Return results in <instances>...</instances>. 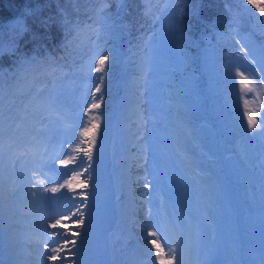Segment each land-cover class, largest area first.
I'll list each match as a JSON object with an SVG mask.
<instances>
[{"label":"rangeland","instance_id":"374dc122","mask_svg":"<svg viewBox=\"0 0 264 264\" xmlns=\"http://www.w3.org/2000/svg\"><path fill=\"white\" fill-rule=\"evenodd\" d=\"M152 0H142V2H139V4L142 6L143 10H148L145 14H143V20L146 21L148 18V28L153 29L154 23V15L155 13L158 14L161 12V8L158 7H150V3ZM181 0H159L157 4H162V7L167 6V9L164 11V14H166L163 18L162 22V32L164 34V29L167 28L166 33L163 36H157L153 38V40L148 44L146 47V51L143 54V64L142 66H147L150 73L147 77V86L146 91L143 92V100L140 99V101H137L134 97H131L128 95L125 99V103L131 105V108L136 109L137 112L140 114L144 112L146 117L149 119L148 111H149V101H147V98H151L155 92L156 89L163 88L164 90L169 91L170 89H174L172 87H178V91L180 92V100L182 102V99L184 102H186L185 105H191V110L196 111H189L194 114H199L203 116L206 112H209L210 109L207 107H204L202 109H199L197 101V95L193 92L194 87L187 88L183 85H180V81L176 79L175 72L168 68L167 70H164V64L165 61L167 62V58L169 54H174L177 52V42L176 39L173 37V33H169V28L171 27L173 21L172 19L175 17V15H178L177 11L180 7ZM172 5L170 6V4ZM150 7V9H149ZM138 16V15H137ZM137 18H134V22H136ZM156 20V18H155ZM171 20V21H170ZM16 22H18L16 20ZM153 23V24H152ZM170 23V25H169ZM24 25V21H21L20 25ZM76 26V25H75ZM129 26V25H128ZM128 26L124 29V33L127 34L128 32ZM175 24H174V30H175ZM105 30V29H104ZM155 30H161V27H157ZM112 32V31H111ZM110 32V34H111ZM109 35H105L104 37L111 38ZM13 36V35H12ZM144 41V40H143ZM5 45H8L9 43L13 41H6L3 40ZM16 48L18 47L17 40L14 41ZM17 42V43H16ZM174 42L173 45H169V43ZM142 44V40L140 41ZM92 44V43H91ZM90 47V48H89ZM94 49L92 46H87L83 50V54L81 55L83 57L82 62L80 65L84 64L89 57L91 56ZM235 46L233 48V52L231 53L232 56L230 58L232 59L231 63L234 65H239L236 63V59L234 57L235 55ZM131 51L129 48L125 50V53L123 52V55L129 54ZM10 52H4V54ZM108 53V54H107ZM219 53V52H218ZM3 54V55H4ZM103 54L108 55V61H112V53L107 52L105 49V52ZM2 56V55H0ZM154 60V61H153ZM204 61L209 64H214L216 61V57L213 52L208 53L206 51ZM229 62L228 60H226ZM106 62V63H107ZM95 66H98V61L94 62ZM106 68V65H105ZM50 69V68H49ZM202 70V69H201ZM46 71V69H45ZM51 72V69L49 70ZM47 72V74H49ZM248 73V72H247ZM51 74V73H50ZM100 73L92 72L91 76H99ZM238 76V75H237ZM79 77V78H78ZM130 79H133L134 77L129 75ZM78 78V81L75 82L74 79H71L69 77H64L63 79L59 80L57 77H53L49 83L42 82L38 84V87L46 86L47 90L55 89L63 94V98L65 100V108H66V118L70 121H73L75 124L80 125H99V127H96L93 129L92 134L85 135L84 134V128L81 127L75 132L69 130L67 132H64L59 129V123L55 122V118L53 117L54 123H53V129L54 132V139L57 145L63 146L62 151L60 152V156L58 159H64L68 161L67 165H61L59 163H56L53 165V169L51 171H48L46 176H41V179H44L45 184L44 187L48 188H57L58 191L55 193L52 192H44L40 189H33V191L38 192L37 197H31L27 195H22L21 198L15 199L12 201H6L5 209H4V219H3V227L0 228V259L4 256V252L6 248L13 246L15 247V260L20 259L23 261V264H41L39 258H38V252L36 249L32 246H35L36 242L35 237H32L33 233L43 235V239L49 238L46 235V232H52V228L50 227V224L54 221L56 218H60L59 213L61 211L63 212L64 209L68 208V210L75 211V205L77 204L76 196L78 199L81 200L83 203H88L92 209V220H91V228L89 231L88 236V244L90 250H93L95 260L92 264H101V255L104 253L106 248H110L107 245L114 244L113 246V252L110 257V260H115L118 255H127L132 256V260L129 261L128 264H158V261H154L150 253L155 252V250H151V248L146 244L149 243V241L156 239L157 243L161 245V247L165 250V253H167V245L165 243V237H167L168 240L173 241V246H175L176 242L182 243L184 245V255H185V264H191L192 262L196 261V254H195V248L196 246H193V234L189 231L190 236L188 238L187 234V223H180V227H174L173 221H175L174 217H171L173 213H175V209H182L183 213H186V216L190 218L192 215L198 216L201 220V225L198 224V226L212 228L214 227L213 222H209L210 215L207 214L205 211V204L202 206H199V204H193V202L188 198H182L181 194H186L191 190L192 187H196V184H194L195 181H200L199 177H195L194 179H191L190 174H193L194 171L188 166L186 163L181 162V159L178 157H175L173 155L165 153L162 147V137L164 135V131L160 132V137L157 136L155 133L151 135L155 130H161V126H163L167 122V116L163 117V120L160 122L161 125L153 126L148 124L149 121L145 123L138 124L136 122L133 127L129 129V131H125V120L122 118H116L114 115L113 120L112 117H110V112H108V118H103L100 116V118H96L95 109H92L91 112L88 111L90 108V102L83 103L81 101V94L84 91V79L82 76L77 75L75 79ZM253 78L252 76L247 74L246 81H251ZM190 83L197 84L198 81L191 75L189 79ZM128 81V80H127ZM203 82V81H202ZM260 84V83H259ZM99 85L95 84L94 81L89 82V88L87 89L89 92H95V87ZM143 88V84H141ZM191 90L189 94L187 93L188 90ZM250 90L257 91V95L259 92L261 93V96L264 97V85L260 84V87L256 84L252 83V86L250 87ZM140 93V91H139ZM97 97H99V93H96ZM149 98V100H150ZM183 104V103H182ZM251 104V103H250ZM180 105V104H178ZM254 106L255 104H251ZM118 106V105H117ZM146 106V109H145ZM255 107V106H254ZM73 108L77 109L78 117H74V115L70 114L69 112H73ZM169 106H167L163 111H168ZM112 110V109H111ZM172 112L173 110H169ZM257 111V110H256ZM255 111V112H256ZM248 112H250V115H253L254 109H248ZM165 115V112H163ZM114 114H118L116 110H114ZM166 114H168L166 112ZM255 116H252L251 118L254 120ZM248 116H245L244 119L241 121V125L245 127ZM90 122V123H89ZM109 125V130L107 134V138L104 141V148H103V155L99 162H102V165H99V162H96L94 160L93 162V169H89L88 172H73L71 175H67L70 169L76 168L79 169L81 166V163L85 161L88 156H92L93 158L96 156L97 151L100 148V143L102 139V133L104 130L105 125ZM246 128V127H245ZM227 131V130H226ZM250 131V129H249ZM213 134L215 133L212 131ZM228 132V131H227ZM30 133H31V117L28 118V121L23 123L18 131L14 133L13 140H14V148L12 153H9L7 150L5 152L4 157V171H5V182L6 187L8 186V176H9V165L14 160L16 163V173L13 175L12 179L16 180V184L13 185L15 188H19L20 192L26 193L27 192V183L25 180V176L27 175V171L29 168L33 166V160L31 156H23L20 155L21 153H24L27 151L28 147V141L30 139ZM170 133V132H169ZM171 135L167 136L166 140L163 141V143L167 145L172 146V144L175 141H171L173 138V132L170 133ZM216 135V133H215ZM152 137V139L148 138ZM116 139L118 143V147L116 149L117 154L116 157L119 159L114 160L113 155L115 153L112 151L109 156L106 155L107 148L106 146L109 144L110 139ZM199 135H197V139H199ZM175 140V139H174ZM222 140V139H220ZM145 141L148 142L147 146L155 145L152 150L146 151L148 153V156H146V161L143 157L141 159L143 160V165L146 166L149 169L148 176L147 177H138V176H132L130 174V171L124 169L126 163L128 166H134L138 164V162H141L140 156H142V148L145 146ZM94 142V143H93ZM128 143V144H127ZM183 146V145H182ZM151 147V146H150ZM184 147V146H183ZM185 151H190V148L188 145H185ZM90 149V152L87 151ZM174 150L176 153H179V151L182 153L184 152L183 149H180L178 147H174ZM124 152L126 154H132L130 155V159H128V156H124ZM17 156H19V159H17ZM126 158L125 161L123 158ZM116 163L117 164V170L111 172L110 169H108V163ZM126 162V163H125ZM197 166V164H196ZM162 168L161 173L159 174V179L157 183H159L158 187L160 185H164V187H168L165 190V195L161 196V198L166 197V201L164 203L163 199H160V204L163 203L164 207L162 208L157 207L154 210L152 209L153 216L148 217L145 212L144 217V223L145 224H138V222H135L137 232L139 236H135L133 234L134 230V223L130 220L132 206L129 207L128 201H126L125 196H127L128 188L125 189V191L119 190L116 186H123L126 184L133 182V186H137L138 182H142L139 184V186L143 187L144 191V184L147 182L148 186L152 185L154 180H152V173L155 172L156 168ZM132 172V171H131ZM91 173L92 178L89 179V174ZM213 177H216V173H212ZM161 175V176H160ZM173 176H176L177 180L174 182L172 179ZM126 177V179H125ZM170 179L172 185L170 186V182L168 178ZM205 184H207V181L209 183L212 182V175L211 172L209 173L207 178H203ZM131 180V181H130ZM126 181V182H125ZM200 182L199 185L202 183ZM98 183H101V190L95 191V187ZM224 181L221 183H215L213 186L209 185V190H198L197 191V197L199 198L200 202L207 203V201L211 200V198L215 196V194L218 191V187L222 186ZM71 185V187H69ZM82 185H86L82 186ZM132 185V184H131ZM86 189H85V188ZM116 187V188H115ZM140 187V188H141ZM178 191V194L172 192V195L170 191ZM111 191V196L105 195L107 192ZM87 195V200H84L83 195ZM93 194L95 198H93ZM98 198L99 204L96 203V199ZM41 197L48 198L41 200ZM121 198L120 203H118V198ZM170 197V199H169ZM116 199L117 204L114 203ZM180 198H182V201L179 202ZM216 200V199H214ZM223 200V197H222ZM237 203L240 204V200H235ZM193 204V205H192ZM229 205L228 208V217L229 221L236 222L239 226L244 225L245 223L252 222L251 224H254L256 222L255 217L252 215L242 216L239 214V211L234 206ZM192 206V207H191ZM45 209V211H43ZM56 211H58V215L53 216ZM85 213V225H81L79 230H69L72 232H80V236H75L74 240L78 241L83 239V228L88 225V216L87 213L89 209H83L82 210ZM116 211V213H115ZM163 212L164 215H158L157 213ZM46 212V213H45ZM53 214V215H52ZM128 214V216H127ZM168 214H171L170 216ZM137 214H135L136 216ZM47 216V217H46ZM52 217V219H49V217ZM127 217V219H126ZM167 219L171 218L172 224L170 226H166L161 229L162 233L156 232L157 237H153V239L150 238L151 232L154 229V227H151L153 225L152 219ZM126 219V221H125ZM239 219V220H238ZM115 220L118 223L117 228L118 230L111 231L108 237L105 236V233L108 229V226L106 225L109 222H115ZM149 220H151V225L149 224ZM207 220V223H204L202 225V222ZM262 220V219H260ZM125 221V224L123 226V223ZM226 222H228L227 219H225ZM41 222V224H38ZM37 223V224H36ZM157 223V222H156ZM103 225L105 226V229L103 230ZM221 225V222H219V227ZM133 226V228L131 227ZM248 227V226H247ZM116 228V229H117ZM55 231L58 232V228L55 229ZM99 231V232H97ZM105 231V232H104ZM122 231V233H121ZM135 231V230H134ZM103 232V233H102ZM136 232V231H135ZM102 233V235H101ZM107 234V233H106ZM121 235H125V237H122ZM134 240H138L139 242H142L144 245H142L143 251H137L134 249L133 244H135L134 241L131 240V237ZM103 237V241L100 243L99 240L101 238L97 239V237ZM247 236V230L246 228L241 231V238L244 239V237ZM69 237V236H68ZM65 239V238H64ZM70 239V238H69ZM253 239H258V237H253ZM41 240V239H36ZM68 240V239H65ZM191 243V246L190 244ZM146 244V245H145ZM72 247V246H68ZM100 247H103V249L100 251ZM106 247V248H105ZM155 248V247H154ZM74 250V249H73ZM234 252V251H233ZM66 253H63L65 255ZM224 254L223 256H225ZM147 257H149L147 259ZM73 259H76V257H72ZM86 258V257H85ZM264 259V244H261V246L258 247V250H256L254 255V264H257V259ZM11 260H13L12 264H14V258L11 257ZM126 263V262H125ZM0 264H2V261H0ZM56 264H61V261L57 262ZM174 264H179V259H177ZM221 264V262H220Z\"/></svg>","mask_w":264,"mask_h":264},{"label":"trees","instance_id":"16d2710c","mask_svg":"<svg viewBox=\"0 0 264 264\" xmlns=\"http://www.w3.org/2000/svg\"><path fill=\"white\" fill-rule=\"evenodd\" d=\"M139 2L142 0H108L104 12H99V9L104 7L103 0H0V25L10 19V23L1 27L0 39L18 42L15 52L0 56V72L4 75L6 85L13 83L9 74L15 71L21 57L36 56L43 62L33 65L28 75L33 88H36L39 82L48 79L43 72L44 64L54 67L56 74L60 70L76 72L75 67L84 47L93 34H96L92 29L103 26L102 17L107 16L115 28L110 34V39L103 37L101 41L104 47H109L108 49L115 54V64L110 79H105L104 82L105 86L110 85V91L105 93V87L101 86V93H105L104 102L94 113L96 118H100V113H104L101 117H108V112L114 108L120 94L135 91L131 82L126 81L127 75L131 73L138 76L144 71L142 67L144 51L140 41L143 34L149 30V18L143 20V14L148 10H143ZM158 2L159 0H152L150 7H159ZM124 5L126 11L123 14L120 8ZM247 6L259 17V21H264V15L259 11L260 7H264V0H253V3ZM177 13L170 34L173 33L177 42L178 59L169 54L168 65L175 68L176 78L181 85L187 88L194 87L193 92L204 97L197 102L198 107L210 109L206 113L222 131V135L228 140L241 139L244 127L240 123L245 116L250 115L247 112L248 103L261 98L256 91L247 98L251 87L249 81H246L248 69L232 64L230 56L236 44L234 39L240 32H251L261 44H264V29L261 23L245 12L241 0H181ZM65 17L81 30L80 40L75 41L67 51L63 47L66 33L62 21ZM134 18H137L136 22ZM21 21H24V30L18 32L17 27ZM127 26L128 32L125 34L123 28ZM127 48L131 52L124 56L123 52L125 53ZM206 51L214 53L216 57L214 64L204 61ZM236 53L237 51L234 57L237 63L239 57ZM48 57H52L55 63L51 64ZM111 63L112 61L107 62L106 68ZM237 68L244 76H237ZM191 75L198 81L197 84L189 82ZM252 82L259 86L258 80L254 79ZM189 109V105L185 107L183 105L180 113L188 116ZM223 130H227L228 133ZM228 140L227 143H234ZM240 165L241 167L233 174L234 180L240 178L235 181L236 185H241L238 191L250 184L254 187L260 171L250 168L248 163L243 161ZM259 200L264 206V193Z\"/></svg>","mask_w":264,"mask_h":264},{"label":"snow or ice","instance_id":"6c2138e0","mask_svg":"<svg viewBox=\"0 0 264 264\" xmlns=\"http://www.w3.org/2000/svg\"><path fill=\"white\" fill-rule=\"evenodd\" d=\"M104 7L99 9V12H104V9L107 7L108 0H103ZM241 3L244 4V10L249 15L254 16L258 22L261 23L262 29H264V21H259V17L256 16L255 12L252 9L248 8V4H252L253 0H241ZM259 11L261 15H264V7H260ZM104 20V29L105 35L113 31L115 28L114 23L109 22V17H102ZM62 24L65 29V43L63 47L67 51L71 48L73 43L77 40H80L81 30L78 26L73 25L72 21L65 17L62 21ZM23 25L17 27L18 32H23ZM96 33V41H93L91 46L94 49L89 59L79 68L76 72H73L72 75L76 76L79 73L80 76L84 79V91L81 94V101L83 103L90 102V108L88 109L91 112L92 109H99L100 104L104 102V94L110 91V85L105 86V79H110L112 69L115 64V54H112V63L108 64L105 68L106 62L108 61V55L103 54L105 52L103 43H100L101 31L99 28L92 29ZM106 43V41L104 42ZM237 43H240L237 41ZM83 44V41H81ZM16 50L15 42H11L8 45H5L3 40L0 39V55H3L4 52L13 53ZM71 53L69 52V55ZM236 55L240 57L245 62V67L248 69V74L252 76L253 79L258 80L260 84L264 85V44L256 46L252 43L240 44V50L237 51ZM51 64H54L55 61L52 57L47 58ZM98 61V66H95L94 62ZM37 63H43L38 60L36 56L21 57L17 63L15 71L10 73V78L13 80V83L6 85L4 75L0 72V228L3 227L4 219V209L6 201H12L15 199L21 198L22 195H27L31 197H37L38 192L33 191V189H40L44 192L55 193L58 191L57 188H48L44 187L45 181L41 179V176H46L48 171L54 170L53 165L59 163L61 165H67L68 161L64 159H58L60 152L62 151V144L57 145L54 139L53 129V117L55 122L59 123V129L67 132L69 130L75 132L79 128H84V134L90 135L93 132V129L99 127V125H80L75 124L73 121H70L66 118V108L65 100L63 94L59 91L52 89L47 90L46 86H41L38 88H33L31 83L28 80V75L30 74L33 65ZM100 73L99 76H91V73ZM236 73L239 76H244L243 72H240L239 69H236ZM64 75H69V73H63ZM246 78V77H245ZM94 81L95 84L99 85L95 87V92H89V82ZM143 84V89L141 90V95L146 91L147 86V71H142L140 76L131 82L132 87L140 88ZM101 86L105 87V93H101ZM96 93H101L97 97ZM243 114V113H242ZM99 115L103 116L104 113ZM31 117V133L30 139L28 141L27 151L21 153L23 156H31L33 160V166L28 169L25 180L27 183V192L21 193L19 188L13 187L16 184V180L12 179L15 175L16 163L13 160L9 165V176H8V186L6 187L5 182V171H4V157L6 150L9 153H12L14 148L13 136L16 131H18L23 123L28 121V118ZM90 123V122H89ZM260 127H257V122L254 121L251 117L247 120L245 125L246 129H250L248 135L252 138H256L257 135L260 139L264 140V119L259 121ZM109 130V125H105L102 139L100 143V148L97 151L96 156H88V158L81 163L79 169L72 168L69 170L67 175H71L73 172H88L89 169H93V162H99L103 155L104 141L107 138ZM186 135L191 136V132L186 129ZM94 143V142H93ZM148 142L145 141V147L142 148V157L146 161V147ZM87 151L90 152V149ZM19 159V156H17ZM183 159L186 163L190 164V158L187 154H183ZM89 179L92 178L91 173L89 174ZM85 186L86 185H82ZM71 187V185H69ZM144 187H148V183L144 184ZM84 197V200H87L86 194H81ZM93 198H95L93 194ZM48 199L41 197V200ZM163 208V203L161 204ZM83 209H89L88 216V225L83 228V239L80 240L79 245L74 239L65 240L64 236H80V232H46L47 237L50 239H41L39 241L40 248L38 249V258L41 264H55L56 261H61V264H87L85 258L86 247L88 244V236L91 228L92 220V209L88 203L77 202L75 205V211H71L70 216H65L63 219H71L72 216H77V220L73 221L76 227L85 225V213ZM158 215H164L163 212L157 213ZM58 215V214H57ZM152 210L147 211V216L152 217ZM169 216L171 214H168ZM49 219H52L50 216ZM63 219L56 218L50 224L52 229H57L63 224ZM151 225V220H149ZM174 227H180L178 222L173 221ZM187 228L194 236H199L198 224L189 221L187 223ZM150 235L157 237L156 232H151ZM60 239H57V237ZM159 237H157L158 239ZM150 244L154 245L155 252L150 253L151 258L154 261H158V264H174V262L179 259V264H185V255H184V245L182 243L176 242L173 246V241H170L165 237V243L167 245V253L157 243L156 239L149 241ZM71 245L72 247H68ZM74 249V250H73ZM62 253H66L62 256ZM72 257H76L73 259ZM14 264H23V261L16 259Z\"/></svg>","mask_w":264,"mask_h":264},{"label":"bare ground","instance_id":"6f19581e","mask_svg":"<svg viewBox=\"0 0 264 264\" xmlns=\"http://www.w3.org/2000/svg\"><path fill=\"white\" fill-rule=\"evenodd\" d=\"M128 186H129V185H128ZM137 187H139V185H137ZM134 190H138V188H134ZM149 234H150V233H149ZM150 238L153 239V236L151 235ZM146 244L151 248V245H152V244H150V243H146ZM146 244H145V245H146ZM151 250H152V251L155 250L154 245H152Z\"/></svg>","mask_w":264,"mask_h":264}]
</instances>
